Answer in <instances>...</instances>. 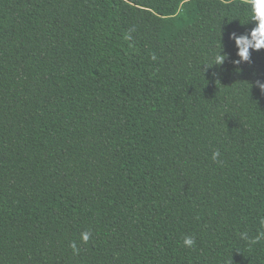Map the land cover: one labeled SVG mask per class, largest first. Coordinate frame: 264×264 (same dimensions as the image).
I'll use <instances>...</instances> for the list:
<instances>
[{
    "label": "trees",
    "instance_id": "trees-1",
    "mask_svg": "<svg viewBox=\"0 0 264 264\" xmlns=\"http://www.w3.org/2000/svg\"><path fill=\"white\" fill-rule=\"evenodd\" d=\"M246 16L0 0V264H264V49L236 64L229 38Z\"/></svg>",
    "mask_w": 264,
    "mask_h": 264
},
{
    "label": "clouds",
    "instance_id": "clouds-1",
    "mask_svg": "<svg viewBox=\"0 0 264 264\" xmlns=\"http://www.w3.org/2000/svg\"><path fill=\"white\" fill-rule=\"evenodd\" d=\"M246 5V20L244 24L249 22L254 24V27L247 34L236 35L235 33H231L229 38L234 41V45L237 49L236 55L238 56V60L234 61V63L239 64L240 62H246L250 57L251 51H259L264 49V0H244ZM243 25V24H242ZM134 30V29H133ZM126 33L124 36L125 40H131V31ZM155 57H153L154 59ZM226 59L225 55L218 53L213 58V64L220 65ZM258 86L264 90V83H259ZM220 155V153L213 152L212 159L216 160V158ZM241 237L247 239L246 233H241ZM90 239L89 232L81 233V241L86 243ZM261 239H264V219L260 221V230L257 232L255 238L252 239L251 243H257ZM195 244V240L191 236H185L183 239V245L187 248L193 247ZM73 251L76 252L78 249L76 248L75 242L71 244Z\"/></svg>",
    "mask_w": 264,
    "mask_h": 264
},
{
    "label": "rangeland",
    "instance_id": "rangeland-1",
    "mask_svg": "<svg viewBox=\"0 0 264 264\" xmlns=\"http://www.w3.org/2000/svg\"><path fill=\"white\" fill-rule=\"evenodd\" d=\"M114 1L118 2L119 0H114Z\"/></svg>",
    "mask_w": 264,
    "mask_h": 264
}]
</instances>
